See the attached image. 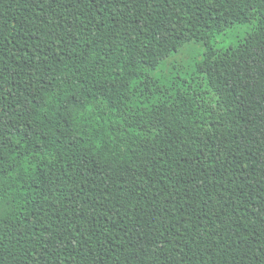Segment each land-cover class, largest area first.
<instances>
[{"label": "trees", "instance_id": "obj_1", "mask_svg": "<svg viewBox=\"0 0 264 264\" xmlns=\"http://www.w3.org/2000/svg\"><path fill=\"white\" fill-rule=\"evenodd\" d=\"M0 264H264V0H0Z\"/></svg>", "mask_w": 264, "mask_h": 264}, {"label": "rangeland", "instance_id": "obj_2", "mask_svg": "<svg viewBox=\"0 0 264 264\" xmlns=\"http://www.w3.org/2000/svg\"><path fill=\"white\" fill-rule=\"evenodd\" d=\"M252 25H239L229 30V32L218 38L220 46L227 47L235 45L243 40L244 36L252 30ZM203 49L202 45H191L185 47L179 54L164 62L161 67L154 72V76L163 79H170L181 75L188 77L192 71L191 65L194 57Z\"/></svg>", "mask_w": 264, "mask_h": 264}]
</instances>
